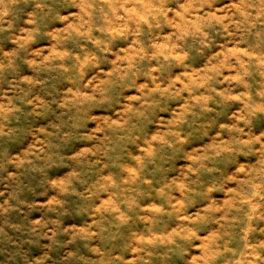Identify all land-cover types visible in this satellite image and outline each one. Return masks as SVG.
<instances>
[{
	"label": "clouds",
	"instance_id": "clouds-1",
	"mask_svg": "<svg viewBox=\"0 0 264 264\" xmlns=\"http://www.w3.org/2000/svg\"><path fill=\"white\" fill-rule=\"evenodd\" d=\"M0 264H264V0H0Z\"/></svg>",
	"mask_w": 264,
	"mask_h": 264
},
{
	"label": "rangeland",
	"instance_id": "rangeland-1",
	"mask_svg": "<svg viewBox=\"0 0 264 264\" xmlns=\"http://www.w3.org/2000/svg\"><path fill=\"white\" fill-rule=\"evenodd\" d=\"M126 258H131V255L130 254H126Z\"/></svg>",
	"mask_w": 264,
	"mask_h": 264
}]
</instances>
